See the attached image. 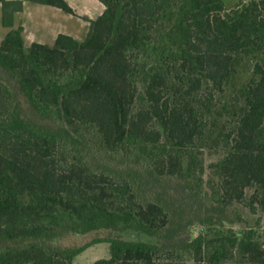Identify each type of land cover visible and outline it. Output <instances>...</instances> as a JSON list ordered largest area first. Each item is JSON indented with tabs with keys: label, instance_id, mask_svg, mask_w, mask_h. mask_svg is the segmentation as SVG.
<instances>
[{
	"label": "trees",
	"instance_id": "16d2710c",
	"mask_svg": "<svg viewBox=\"0 0 264 264\" xmlns=\"http://www.w3.org/2000/svg\"><path fill=\"white\" fill-rule=\"evenodd\" d=\"M31 1L74 14L66 0ZM100 1L106 9L84 40L59 34L53 46L35 42L27 49L15 24L24 1L0 0L7 29L0 67L13 80L0 82V264H74L80 251L56 243L67 231L159 232L164 207L135 204L137 180L109 183L110 174L92 169L71 129H92L107 154L124 146L149 150L170 173L191 176L194 160L188 164L178 148L202 132L192 98L202 79L193 76L187 85L181 70L192 68L222 89L235 54L264 51V0L231 10L224 0ZM255 71L237 138L213 167L231 200L256 186L264 210V66ZM16 95L23 105H14ZM110 244V258L94 264H173L159 245L121 238ZM190 246L196 264H229L234 252L264 264V247L252 238L200 235Z\"/></svg>",
	"mask_w": 264,
	"mask_h": 264
},
{
	"label": "rangeland",
	"instance_id": "374dc122",
	"mask_svg": "<svg viewBox=\"0 0 264 264\" xmlns=\"http://www.w3.org/2000/svg\"><path fill=\"white\" fill-rule=\"evenodd\" d=\"M182 1L173 0L176 5ZM247 1L224 0V3L226 9L231 10ZM5 31L0 23V44L7 33ZM29 46L26 45V48ZM257 65L264 66V51L249 49L235 54L233 74L222 89L212 86L203 74L192 68L181 70L179 80L187 85H191L193 76L202 79L201 86L192 92L202 132L192 145L178 148L188 164L194 160L191 176L170 173L163 166L162 157H151L149 150L136 152L124 146L118 154H107L92 129L79 124L76 133L71 129L78 139L77 153L92 169L110 174L109 183H118L121 176L137 180L138 186L131 191L135 204L155 202L165 209L161 228L155 234L137 229L112 228L85 233L67 231L56 243L80 251L74 264H94L99 259L110 258V241L118 238L159 245L163 248L161 257L173 264H196L199 261V255L193 252L190 245L200 235L207 238L229 235L236 241L252 238L264 247V210L255 197L258 188L249 186L242 199L231 200L222 189L221 180L213 167L226 156L229 145L234 144L237 138L240 116L247 109L248 87L259 79L255 71ZM140 78L142 73L138 74ZM11 81L9 73L0 67V82L9 85ZM23 102L22 96L16 95L14 105L20 106ZM66 155L68 159H73L75 152L68 150ZM228 263L250 264L236 252Z\"/></svg>",
	"mask_w": 264,
	"mask_h": 264
},
{
	"label": "crops",
	"instance_id": "0c3cea01",
	"mask_svg": "<svg viewBox=\"0 0 264 264\" xmlns=\"http://www.w3.org/2000/svg\"><path fill=\"white\" fill-rule=\"evenodd\" d=\"M23 1L24 9L16 13L15 24L16 27H23L27 46L35 42L54 45L59 34L82 40L89 31L91 21L102 16L106 9L100 0H66L74 11L70 14L51 5ZM1 15L0 5V23ZM4 30L7 32L6 28Z\"/></svg>",
	"mask_w": 264,
	"mask_h": 264
}]
</instances>
